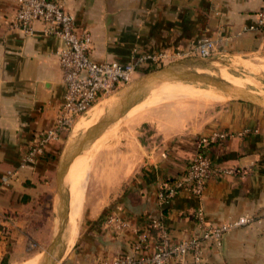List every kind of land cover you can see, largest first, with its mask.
Listing matches in <instances>:
<instances>
[{
    "label": "crops",
    "instance_id": "crops-1",
    "mask_svg": "<svg viewBox=\"0 0 264 264\" xmlns=\"http://www.w3.org/2000/svg\"><path fill=\"white\" fill-rule=\"evenodd\" d=\"M57 1L91 34L92 55L99 62L127 64L135 50H187L202 37L217 43L213 58L179 60L153 71L159 83L138 89L150 72L98 103L95 108L102 107L103 120L116 110L124 111L112 125L124 121L156 87L172 83L170 79L179 73L200 74L213 68L210 63L216 61L264 60V30L245 31L258 25L264 0ZM15 17L14 2L0 0V180L8 172L15 174L8 184L0 183V207L16 218L8 242H0V264H20L32 258L34 250H29V242L42 245L39 239L47 232L53 233V244L65 208L70 209L74 226L67 176L75 161L99 138L72 161L66 173L63 166L73 143L69 136L52 142L35 164L22 167L27 145L38 131L54 125L65 85L59 64L62 42L43 35L40 23L34 24L36 33L32 36L12 29ZM105 101L112 102L102 106ZM156 129L151 142L143 145L138 140L133 144L134 152H126L132 156L119 165L115 183L107 188V198L97 202L90 196L76 243L68 251L62 237L54 264H98L104 257L133 255L137 232L156 236L149 228L152 219L162 220L174 239L189 238L198 231L200 209L210 226L242 216L262 219L229 233L220 248L208 244L206 264H264V110L234 100L214 115L199 118L186 111L165 119ZM224 132L228 138L211 145L208 154L215 167L236 173L211 178L202 198L179 192L161 215V185L180 178L201 145ZM44 205L48 213L51 211L52 227L47 225L45 214H39ZM110 216L130 227L116 229L107 224ZM173 264H191V258Z\"/></svg>",
    "mask_w": 264,
    "mask_h": 264
},
{
    "label": "built area",
    "instance_id": "built-area-1",
    "mask_svg": "<svg viewBox=\"0 0 264 264\" xmlns=\"http://www.w3.org/2000/svg\"><path fill=\"white\" fill-rule=\"evenodd\" d=\"M16 7V17L11 28L22 30L26 35L36 33L34 24L42 25L41 33L59 39L63 47L59 52V64L65 85L63 102L52 127L38 131L27 145L22 167L35 164L46 148L61 137L67 136L76 123L86 116L105 98L111 97L133 84L144 74L160 70L179 60L192 56L213 58L217 43L208 37L196 40L187 50H165L153 53L133 52L131 62H99L93 58V40L87 30H82L73 16L57 0H12ZM258 25L245 31L264 30V7L258 13ZM228 133H216L206 140L196 156L188 163L184 174L172 182L161 185L158 197L160 212L179 192L202 198L207 182L211 178L235 174V170H222L213 165L208 154L211 145L227 139ZM13 172H8L0 180L8 184ZM15 218L0 207V242H8ZM261 218L242 216L220 225L206 223L203 210L197 212L198 231L189 238L174 239L162 220L152 219L150 233L137 232L132 243L133 255L104 257L98 264H173L191 258V264H206L204 251L208 244L220 248L225 237L234 230L261 223ZM107 224L116 229L129 228V224L110 216ZM38 244L29 242V250Z\"/></svg>",
    "mask_w": 264,
    "mask_h": 264
},
{
    "label": "rangeland",
    "instance_id": "rangeland-1",
    "mask_svg": "<svg viewBox=\"0 0 264 264\" xmlns=\"http://www.w3.org/2000/svg\"><path fill=\"white\" fill-rule=\"evenodd\" d=\"M210 64L213 68L203 72L204 74L202 73V75L220 80L228 85V83L221 77V73L228 72L237 80L244 83L245 90L264 100V60H255L252 62L232 59L226 62L216 61L213 64ZM180 84L194 87V89L200 91L210 89H216L219 92L222 91L213 85L201 81L180 82ZM170 101L174 103H171ZM231 101L234 100L231 98L222 103L208 105L198 100H181L175 98L167 102L159 103L154 107L144 106L142 107V110L129 112L125 116L124 121L110 126L91 147L87 148L83 153L81 162L78 165H75L73 173L71 174V183L74 184L78 190H81L79 195L82 203V216L83 212H85L88 207L90 196H94L97 202L103 201L107 198V188L115 183L119 172V165H121L124 159L127 160L132 156V154L130 155L126 152H134L133 144H136L138 140L141 141L143 145L151 142L152 139H150V137L157 134L159 129L156 128L162 123V121L171 116L176 118L179 115H183L186 111L192 116L199 118L201 116L214 115L215 113L222 111ZM111 102L105 101L106 104L104 103L102 105H107ZM99 107L100 106L95 108V110L90 112L88 116L80 120V123L77 125L81 127L80 130H78V128L76 129V126H74L75 128H73L67 135V137L69 136L70 140L73 142L72 148L76 145L77 141L90 132L92 128L100 124L106 116L105 112L102 111V108L100 109ZM261 109L264 110L263 108ZM154 141H157V139ZM46 211V205H44L40 209L39 214H45V221H48L47 225L52 227L53 220L50 215L51 211L49 210V213ZM50 220L51 222H49ZM69 223L72 224L70 218ZM55 225V228L57 229L59 226V219L57 218L55 220ZM79 231L80 228L78 229V234ZM52 237L53 233H45L44 236L39 239L42 245L38 243L39 246L29 257L40 255L41 258L49 260L47 264H54L55 259L58 257L55 256V251H53V255L51 254V246H48L52 244Z\"/></svg>",
    "mask_w": 264,
    "mask_h": 264
},
{
    "label": "bare ground",
    "instance_id": "bare-ground-1",
    "mask_svg": "<svg viewBox=\"0 0 264 264\" xmlns=\"http://www.w3.org/2000/svg\"><path fill=\"white\" fill-rule=\"evenodd\" d=\"M199 73L202 74L203 71H199ZM218 73H220V72H218ZM221 77L225 82L228 83V86H230L234 90L233 95L232 94L227 95L224 92H222V91L219 92L216 89L200 91V90L194 89V87H187L184 85L176 84V83L182 82V81H176V82H172L169 84H165V83L163 85L161 84L160 87L158 86L159 88H156V89L151 88V90L149 91V95L152 92V90L153 89L154 90L151 93L150 97H148V99L146 101H144L143 103H141L140 105L134 107L130 112L142 110L143 109L142 107H144V106L154 107L159 103L167 102V101L175 99V98H178L181 100H186V99L198 100V101H200L204 104H208V105L209 104H215V103H222V102H225L226 100L231 99V98H232V100L242 98L245 100L258 102L260 105H262L264 107V100L262 98H258L254 94L245 90L246 88L244 87L243 82L237 80L234 76H232L228 72L221 73ZM159 82H160V80L158 81V79H152L150 81V83L146 84L145 86L147 87L152 83L155 84V83H159ZM171 103H174V102H171ZM99 108L101 109L102 107H99ZM93 110H95V108ZM77 128H78V130L81 129L80 126H77L76 129ZM82 157H83V155L75 161V163L70 168V171H69L68 176H67V180L70 184V194H71L70 195V197H71L70 198L71 199L70 200V207H71V211H72L73 216H74V226H72V224L69 223V220H68V225H67V228H66V230L64 232V236H63L65 243L68 246V251H70L73 248V245L76 243V240L78 238V229L80 228L79 225H80L81 219H82V203L80 201V195H79L81 190H78L75 187V185L72 184L70 181V178L72 176L71 174L73 173V169L75 168L76 164L78 165L81 162ZM128 165H126V166H128ZM129 167H131V166H129ZM69 218L71 220L70 209H69ZM72 234H73V236H72ZM71 236H72V239L70 240ZM44 260H45V258H41L40 255L39 256L35 255L34 257H32L29 260H27L23 263H20V264H43Z\"/></svg>",
    "mask_w": 264,
    "mask_h": 264
},
{
    "label": "water",
    "instance_id": "water-1",
    "mask_svg": "<svg viewBox=\"0 0 264 264\" xmlns=\"http://www.w3.org/2000/svg\"><path fill=\"white\" fill-rule=\"evenodd\" d=\"M164 69V68H163ZM158 74L157 73H150L144 76V80L139 84L138 89H143L146 87V84H149L150 81L156 77ZM146 79V80H145ZM174 81H182V82H204L210 85H213L217 87L218 89L222 90L225 94H234V90L228 86L226 83L216 80L212 77L206 76V75H201L198 73H190V72H183L179 73L177 76H173L170 79V82ZM235 101H240L248 104H252L258 107H261L264 109L262 105H260L258 102L254 101H249L245 100L242 98L234 99ZM124 111L123 110H116L113 113L109 114L104 120L100 122L97 126L92 128L90 132H88L84 137H82L79 141H77L76 145L73 146L72 151L70 152L67 161L64 162L63 166V173H66V170L68 169V166L72 163V161L83 152L85 148H87L94 140H96L98 137H100L104 131H106L113 123H115L122 115ZM61 222L60 226L58 228V231L56 233L55 239L53 244L50 247V252L53 255V251L56 250L57 246L60 244L61 239L64 235V232L67 228L68 225V220H69V210L68 208H65L64 210L61 211ZM49 260H44V264H47Z\"/></svg>",
    "mask_w": 264,
    "mask_h": 264
},
{
    "label": "trees",
    "instance_id": "trees-1",
    "mask_svg": "<svg viewBox=\"0 0 264 264\" xmlns=\"http://www.w3.org/2000/svg\"><path fill=\"white\" fill-rule=\"evenodd\" d=\"M47 212V211H46ZM14 218H15V215L11 214ZM16 219V218H15ZM44 219V218H43ZM42 220V219H41ZM2 228V226H0Z\"/></svg>",
    "mask_w": 264,
    "mask_h": 264
}]
</instances>
